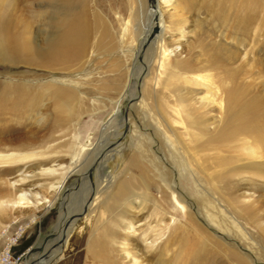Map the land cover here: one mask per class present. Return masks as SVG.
Segmentation results:
<instances>
[{"label": "rangeland", "instance_id": "rangeland-1", "mask_svg": "<svg viewBox=\"0 0 264 264\" xmlns=\"http://www.w3.org/2000/svg\"><path fill=\"white\" fill-rule=\"evenodd\" d=\"M157 2L165 28L157 42L142 48L143 36L153 27L147 25L149 0H36L19 7L15 23L20 31L30 24V30L16 35L23 48L0 52V143L7 144L0 152L31 156L17 167L8 166L6 174L15 176L20 170L34 176L24 188L38 197L37 202L33 198L0 211V252L15 237L11 255L19 257L17 264H103L94 255L95 243L111 219L108 210L123 202L131 205L124 235L145 263H153L146 258V243L163 246L172 239L163 264H186L189 249L199 239L197 230L214 235L213 230H220L217 225L226 230L227 242L239 240V231L246 234L253 255L264 261V233L258 228H264V179L253 176L249 167L264 157L252 160L247 148L261 155L262 147L250 137H220L218 118H213L216 131L206 136L190 126L192 116H182L181 124L176 112L181 97L189 109L202 106L203 92L183 79L193 74L183 75L179 68L184 62L189 65L185 68H201L212 54L207 48L211 44L223 48L225 68L251 72H243L240 80L252 81L264 99V3L254 23L235 34L194 10L190 0ZM76 15L81 16L77 35L69 38ZM60 45L61 58L55 54ZM159 122L169 143L156 127ZM207 127L205 123L203 129ZM210 136L217 142L208 143ZM27 137L36 141L29 149L21 146ZM75 164L80 167L71 173ZM59 168L68 179L52 193L55 179L40 173ZM219 175L225 180L216 179ZM168 184L180 189L179 196ZM213 186L222 194L211 193ZM122 192L126 197L119 201ZM92 199L97 202L93 220L65 234L85 201ZM205 204H210L216 223L209 221ZM245 206L252 209L250 215L243 214ZM63 242L67 246L62 256ZM222 255L216 254L218 264H235Z\"/></svg>", "mask_w": 264, "mask_h": 264}, {"label": "bare ground", "instance_id": "bare-ground-1", "mask_svg": "<svg viewBox=\"0 0 264 264\" xmlns=\"http://www.w3.org/2000/svg\"><path fill=\"white\" fill-rule=\"evenodd\" d=\"M36 0H0V52L6 53L8 51H18L20 45L23 48L24 46L20 44V40L17 39V36L23 37L29 33L30 24L24 25L23 28L19 29V24L15 23L16 18L19 16L20 6L29 7ZM159 1V0H158ZM167 0H162L166 2ZM194 10L197 12H203L205 15H209L215 22L216 25L220 26L228 32L238 33L244 30L245 28L250 27L253 19V16L257 14L258 6L264 3V0H190ZM150 3V2H149ZM150 9H148L149 22L148 26H153L149 28V32L143 36L141 41V48L157 42L161 38L165 26L162 22V12L160 11V2L155 0L154 5L150 4ZM196 8V9H195ZM28 13V11H26ZM25 12V13H26ZM31 15L30 13H28ZM208 16V17H209ZM207 17V16H206ZM80 15H76L72 26L69 28L67 35L71 34L69 38H75L78 31V23ZM262 23L264 24V17ZM147 26V27H148ZM157 26V31L154 32V27ZM217 27V26H216ZM70 36V35H69ZM152 39V40H150ZM71 40V39H69ZM65 42V41H64ZM63 42V43H64ZM203 45V44H202ZM210 45V44H209ZM206 47V46H205ZM58 48V47H57ZM55 50V54L59 58L63 56V46ZM210 49L212 54H210L206 64L201 68H185L189 66L187 63H182L180 66V73L193 74L191 76H185V84L193 85L196 88L200 89L203 92V95L199 98V103L202 106L198 108L189 109V105L184 103L183 97L176 100L177 114L180 119V123L183 124L182 116L193 117L192 125L195 126L198 131L201 130V133H204L206 136L209 134V131H216L214 128L213 118H218L220 120L221 126L219 130L221 133L220 137L223 136L225 139H234L237 137H250L252 141L256 143L257 148L262 147L263 153L259 155L251 146L248 148V153L251 155L252 160L256 158L264 157V99L255 91L253 82H248V84H243L240 80V76L243 72L250 74L251 72L245 68H225V65L222 61V52L223 48L219 45H210L207 47ZM209 51V50H208ZM159 55L164 54V50L159 51ZM54 54V55H55ZM235 57V56H233ZM225 63V62H224ZM147 69V67H146ZM196 72V73H194ZM135 108L132 109L130 117L134 118ZM147 111L151 110L147 107ZM145 114V113H144ZM202 114L204 116L196 118L197 115ZM151 115V114H150ZM146 118L147 113L145 114ZM205 117V118H204ZM197 119V120H196ZM207 126L206 129L203 127L205 123ZM201 126V127H200ZM158 131L166 139L165 141L169 143L170 138L166 134V129L161 128V123H157ZM188 130V127H186ZM143 130V129H142ZM194 133V132H192ZM192 133H190L192 135ZM212 133V132H211ZM214 134V133H213ZM210 135V134H209ZM208 135V136H209ZM193 136V135H192ZM217 136V135H216ZM215 137V136H214ZM169 139V140H168ZM36 141L29 137L23 139L21 146L25 149L31 148ZM208 143H216V138L209 137ZM7 145L6 143H0L1 146ZM171 148V155L175 160L179 159L177 150ZM173 150V152H172ZM260 152V151H259ZM259 155V156H258ZM173 158V159H174ZM28 159V160H27ZM31 156H21L15 153H5L0 152V168L6 167L4 170H0V211L5 208H11L22 206L23 204L29 203L33 198L36 201L38 197L37 194H33L31 190H27L24 187L32 182L34 176H29L24 174V172L17 170L14 174L18 173L15 176L9 177L7 172H10L8 166L17 167L18 162L23 160L29 161ZM264 159V158H263ZM32 160V159H31ZM262 160V159H261ZM25 162V161H24ZM179 162V161H178ZM255 162V161H254ZM22 164V163H21ZM28 164V163H27ZM31 164V163H30ZM182 164V162H181ZM181 167V165H179ZM79 165L75 164L74 167L70 169V172L77 171ZM250 170L252 171L253 176H258L264 179V160L257 164L252 163L249 165ZM24 169V167H23ZM174 172L179 174V169L174 168ZM183 168H181L182 170ZM192 176V179L196 183V175L192 167L187 166V170ZM27 172V171H26ZM232 172L236 174V170L232 169ZM161 173V172H160ZM238 173V172H237ZM43 175H51L55 179V183L50 187V191L55 193L59 191L66 180L68 179L67 172L62 169H43ZM240 174V173H239ZM218 180H225L224 176H217ZM164 180V179H163ZM166 183V182H164ZM214 184V183H213ZM170 192L175 195L180 192V189L176 188L173 184H168L167 187ZM95 190V189H94ZM211 193L213 194H222L219 188L216 186L211 187ZM17 193V196L10 197L12 193ZM11 193V194H10ZM95 193V192H94ZM163 195L166 197L165 193ZM178 195V194H177ZM179 196V195H178ZM126 194L124 192L119 194V201H124ZM181 198V197H180ZM186 199H188L185 196ZM45 201V200H44ZM37 202V201H36ZM229 202V201H228ZM237 203V200L233 201ZM32 203V202H31ZM191 203V202H190ZM33 204V203H32ZM192 205V204H191ZM190 205V206H191ZM207 210L211 211L210 204H205ZM97 202L95 199H92L90 202L85 201L83 204L80 213L76 215V219L69 223V228L66 229V233L70 231L74 226L77 227H86L94 218V213L96 211L95 207ZM128 203H118L111 207L110 212H112L111 219L109 224L105 229H103L100 237L97 238L98 242L95 243L94 255L98 259H102L103 264H149L145 263L143 260H139L138 255L134 253L128 246V240L126 239L124 221H126L127 216L129 215ZM229 207L235 209V206L229 202ZM197 210V209H196ZM208 210V211H209ZM243 214L250 215L251 208L248 206L242 207ZM209 211L208 219L213 224L216 223L213 214ZM3 212V211H2ZM82 218L79 220L78 216ZM187 215V214H186ZM189 215H187L188 217ZM200 218V217H199ZM251 218H254L251 216ZM263 219V218H260ZM253 220V219H252ZM203 221V220H202ZM256 221V220H255ZM175 222V220L173 221ZM206 224V227L209 228L208 222L203 221ZM64 222L60 223V227ZM258 225V223H257ZM220 228L219 232L213 230L214 235L204 234L200 229L197 230L198 241L193 247H191L186 255V264H218V258L216 254L223 253L222 257L233 261L235 264H264V261L258 260L253 253L251 252L254 248L253 245L248 244L247 240L249 239L246 234L239 231L237 235L239 240L231 238L227 242V237L223 235L226 233V230L221 226L217 225ZM63 227V226H62ZM236 227V225H235ZM131 228V227H130ZM229 228V227H228ZM261 231L264 233V228L258 226ZM211 229V228H210ZM80 231V229L78 230ZM201 232V233H200ZM78 233V232H77ZM76 233V234H77ZM262 233V235H263ZM78 235V234H77ZM204 235V236H202ZM234 236V235H233ZM78 237V236H77ZM196 238V235L194 236ZM226 239V241H224ZM167 240V245L158 246L157 241L146 243L144 245V252L146 258H150L152 264H163V258L165 254L167 255L169 244L171 241ZM76 242V241H75ZM241 242L248 245V248L241 247ZM66 245L63 242V250L61 255L63 256L66 253ZM250 249V250H249ZM91 252V251H90ZM93 255V253H92ZM60 256V255H59ZM61 256V257H62ZM262 256V255H261ZM58 255L55 257L57 260ZM228 257V258H227ZM264 257V255H263ZM96 259V258H95ZM223 259V258H221ZM59 261V260H58ZM220 261V260H219ZM102 263V262H101ZM100 263V264H101ZM13 264H17L13 262ZM49 264V262H48Z\"/></svg>", "mask_w": 264, "mask_h": 264}, {"label": "built area", "instance_id": "built-area-1", "mask_svg": "<svg viewBox=\"0 0 264 264\" xmlns=\"http://www.w3.org/2000/svg\"><path fill=\"white\" fill-rule=\"evenodd\" d=\"M14 241L15 237L6 241L5 246L0 252V264H13V262L17 263L19 257H12L11 255V248Z\"/></svg>", "mask_w": 264, "mask_h": 264}, {"label": "water", "instance_id": "water-1", "mask_svg": "<svg viewBox=\"0 0 264 264\" xmlns=\"http://www.w3.org/2000/svg\"><path fill=\"white\" fill-rule=\"evenodd\" d=\"M150 4L153 6L155 3V0H149ZM157 31V26L154 27V32ZM140 58V57H139Z\"/></svg>", "mask_w": 264, "mask_h": 264}]
</instances>
